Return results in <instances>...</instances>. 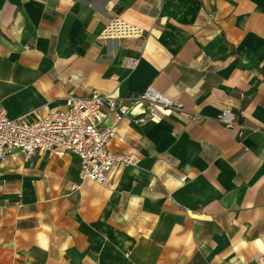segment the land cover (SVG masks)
<instances>
[{"label":"crops","instance_id":"0c3cea01","mask_svg":"<svg viewBox=\"0 0 264 264\" xmlns=\"http://www.w3.org/2000/svg\"><path fill=\"white\" fill-rule=\"evenodd\" d=\"M111 19L145 36L101 39ZM151 86L183 112L108 116L140 163L107 185L71 153L0 162V264H264V0H0L10 119Z\"/></svg>","mask_w":264,"mask_h":264},{"label":"built area","instance_id":"2783aa9c","mask_svg":"<svg viewBox=\"0 0 264 264\" xmlns=\"http://www.w3.org/2000/svg\"><path fill=\"white\" fill-rule=\"evenodd\" d=\"M145 31L119 19H111L101 33V39H141ZM137 60H130L134 68ZM174 112H183L180 103L171 100L154 87L125 98L94 91L88 97L69 96L65 107L42 118L23 115L10 119L0 107V162L22 155L30 162L39 155L62 158L71 153L79 159L82 181L107 185L118 165L137 167L140 158L135 154L118 153L113 145L121 140L115 128L104 126L109 116L117 122L134 119L136 123L160 122ZM219 120L234 125V117L224 110ZM192 121L203 119L194 115Z\"/></svg>","mask_w":264,"mask_h":264}]
</instances>
